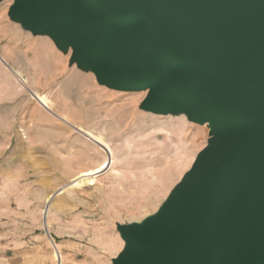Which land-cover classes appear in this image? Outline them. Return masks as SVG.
<instances>
[{
  "label": "water",
  "instance_id": "obj_1",
  "mask_svg": "<svg viewBox=\"0 0 264 264\" xmlns=\"http://www.w3.org/2000/svg\"><path fill=\"white\" fill-rule=\"evenodd\" d=\"M12 8L63 53L96 61L101 84L148 89L144 110L209 124L207 146L159 215L116 225L125 246L113 264H264V0H15Z\"/></svg>",
  "mask_w": 264,
  "mask_h": 264
},
{
  "label": "rangeland",
  "instance_id": "obj_2",
  "mask_svg": "<svg viewBox=\"0 0 264 264\" xmlns=\"http://www.w3.org/2000/svg\"><path fill=\"white\" fill-rule=\"evenodd\" d=\"M14 4L0 0V264H58L55 248L59 264H113L125 246L116 225L159 215L209 124L144 110L148 89L101 84L96 61L25 29Z\"/></svg>",
  "mask_w": 264,
  "mask_h": 264
},
{
  "label": "crops",
  "instance_id": "obj_3",
  "mask_svg": "<svg viewBox=\"0 0 264 264\" xmlns=\"http://www.w3.org/2000/svg\"><path fill=\"white\" fill-rule=\"evenodd\" d=\"M50 41L53 43V45L55 44L54 42H53V40L52 39H50ZM35 43H38L39 44V41H36ZM55 47V46H54ZM58 51H60L57 47H55ZM38 46L36 47V48H33L32 50H33V56H34V58L32 59V65L33 66H35V67H37V63H38V56L35 54L36 52L38 53V52H40L41 53V51L39 50L38 51ZM36 51V52H35ZM69 51H71V50H69ZM52 52H54V51H52ZM62 54H66L67 55V52L66 53H63L62 51H60ZM55 53V52H54ZM69 54V53H68ZM56 56V55H55ZM53 60H55L54 58H52ZM69 60V59H68ZM53 63L55 62V61H52ZM51 70L52 71H55V69H54V64L52 65V68H51ZM39 71V70H38ZM37 98H38V100H39V102H41V104L43 105V106H47V102H46V100L42 97V96H38L37 95ZM31 114H32V116H34V114H33V111L31 112ZM60 118V117H59ZM62 118V117H61ZM34 120H35V118H33V120H32V123L34 122ZM84 171H86L85 169L83 170V169H81L80 171H78L77 173H82V172H84Z\"/></svg>",
  "mask_w": 264,
  "mask_h": 264
},
{
  "label": "bare ground",
  "instance_id": "obj_4",
  "mask_svg": "<svg viewBox=\"0 0 264 264\" xmlns=\"http://www.w3.org/2000/svg\"><path fill=\"white\" fill-rule=\"evenodd\" d=\"M86 132H87V131H86ZM87 133H88V135L92 136L94 139H96V140L98 139V138L94 137L92 134H90L89 132H87ZM104 145H106V144L104 143ZM106 146H107V145H106ZM104 148H105V147H104ZM107 148H108V146H107ZM108 149H109V148H108ZM109 158H110V157H109ZM106 163H107V161H105L104 164L101 165L99 168L95 169L93 173L96 174L98 171H101L102 169H104L105 167H107V164H106ZM109 163H110V162H109ZM81 179H82V178H81ZM84 179H86V178L84 177Z\"/></svg>",
  "mask_w": 264,
  "mask_h": 264
}]
</instances>
